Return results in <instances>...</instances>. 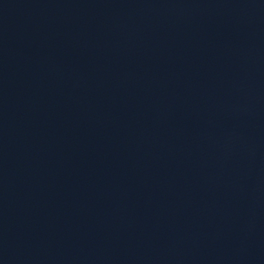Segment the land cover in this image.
Segmentation results:
<instances>
[{"label": "water", "instance_id": "water-1", "mask_svg": "<svg viewBox=\"0 0 264 264\" xmlns=\"http://www.w3.org/2000/svg\"><path fill=\"white\" fill-rule=\"evenodd\" d=\"M0 264H264V0H0Z\"/></svg>", "mask_w": 264, "mask_h": 264}]
</instances>
